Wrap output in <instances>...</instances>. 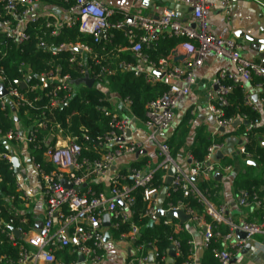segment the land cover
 <instances>
[{"label": "built area", "instance_id": "2783aa9c", "mask_svg": "<svg viewBox=\"0 0 264 264\" xmlns=\"http://www.w3.org/2000/svg\"><path fill=\"white\" fill-rule=\"evenodd\" d=\"M39 1L0 0L2 6V10H0V33L6 40L17 45L30 41L32 34L28 30V26L36 25L39 22L43 23L44 29L49 30V37L56 38L64 29H72L78 25L80 33L94 37L96 42H108L113 37L114 30L123 31L124 27H127L128 44L123 50L132 53L140 65L150 69L151 72L145 73L141 68H135L128 64H123V67L131 69L137 75L144 74L147 81L152 84L160 82L166 84L168 88L161 97L147 104L143 123L148 129V135L144 140H134L133 134L127 138L129 131L133 133V128L137 124L136 118L119 116L108 108H101L102 112L111 118V131L98 136H94V134V138L90 137L94 150L99 155V158L93 160L82 157L84 150L82 145L78 143L77 138L64 136V131L60 126H51L49 123L43 124L37 121L34 123L40 128L48 127L50 140L56 141L55 145L47 142L44 153V157L52 164L53 170L50 173H45L40 165H35L32 158L30 159L41 180V194L46 203V219L40 230H37L36 227L29 231H25L24 227L16 229L25 241V246L21 247L22 258L18 264H27L31 260L35 264H82L80 262L82 258L86 263H98L103 258V252L106 248V228L103 226L106 216L109 217L110 225L114 230H118L124 224H130V231L127 234H122L120 239H129L136 243L140 238V228L132 222L130 205L133 204L134 199L131 192L137 188L143 189L144 201L147 203L143 216L154 218L160 191L151 187V183L158 170H164L168 175L171 166L176 169L171 186L179 188L184 197L198 199L205 207L206 216L217 226L207 224L203 217H198L183 204L169 205L165 211L183 209L186 214L190 215L191 220H194L200 228L204 229L203 245L206 248L212 239H219L226 243L231 240L236 231H241L244 238L236 243L232 251H214L218 264H230L232 259L243 251L248 241L264 233V196L261 197L255 190L241 191L238 195L239 205L245 208L252 206L256 211L261 212V217L259 222L243 220L239 224L234 223L227 215L226 207L212 203L196 185V180L199 178L209 180L221 171L226 173L231 171L230 166H221L220 160L217 158V153L222 152L224 146L213 139L207 149L205 159L197 161L193 157H189L190 168L188 171H184L171 156L169 145L162 141L161 137L173 126L176 107L189 95L190 87L195 83V71L201 68L206 58L212 54L225 58L236 66L234 72L222 70L211 81L212 90L207 97L208 108L214 117L217 129L223 130L225 133L233 129L236 122L246 121V117L240 121L225 118L224 109L229 106V96L235 87L243 89L246 105L254 110L263 109L264 97H261V93L264 92V66L244 58L241 55V47L234 39H223L209 32L207 20L209 14L217 7H221L229 14L228 7L231 0H178L179 3L192 9L195 28L191 24L182 22L177 17L175 10L170 8L165 9L158 18L126 15L125 21L112 23L110 19L115 15V11L104 7L97 0H75L67 18L57 23L48 17H41L36 14L34 5ZM55 1L62 4L69 2L68 0ZM254 1L260 5L264 15V2ZM129 16L133 20L127 24ZM155 34L158 36L154 37ZM161 35L182 39V41L179 47L173 51L171 58L152 63L150 58L143 54V50L153 45L154 41ZM38 46L47 49L53 55H56L58 50H68L72 53L71 62L77 61L76 53L89 54L91 52L89 47L80 44H62L56 48L54 45H49L42 37L38 38ZM179 50L185 55V67L172 64L173 57L178 56ZM19 67L23 73L27 69L24 64H20ZM80 67H83V60L80 61ZM104 72L106 71L104 70ZM157 74L163 77L159 78ZM86 75L89 79L94 80V84L96 82L101 84L100 77H102L103 71L100 75H96L86 69L84 77ZM31 77V73H24L18 86H15L7 81L4 73L0 71L2 92H6L5 95H0L2 109H6L9 105L7 101H10L14 107L21 106L22 103L31 105V102L21 92L22 85H25L24 89L34 91L41 90L48 84H53L55 96L58 92H73L69 75L61 76L60 73L52 77L43 75L41 76L42 86L34 85L32 87L30 86ZM255 78L262 82L253 83ZM248 85H253L252 87L257 92L255 95L249 92ZM55 96L53 93L52 106L64 105L67 96L64 98ZM13 100L16 101L15 104ZM124 102L129 106L128 101ZM247 123L239 153L245 156L247 160L254 162L255 156L247 151L250 142L249 134L254 128L261 125V120ZM85 130L81 128L82 132ZM34 138L32 128L28 131L18 127L17 131L7 135V140H15L17 143L25 141L29 144L34 141ZM148 148H153L162 158L158 167L150 169L143 166L141 168L122 169L121 164L124 157H135L138 152L147 151ZM6 159L10 164L12 163V156L9 152L6 154ZM64 181L69 182L72 185L71 188H66L63 185ZM92 184L104 186V191L93 194L90 187ZM18 191L20 192V199L26 203L27 207L32 196L23 191L19 184ZM90 194L91 196H89ZM119 200L124 205H120ZM26 223V219L23 220L22 226ZM164 225L172 227L175 234L181 230L180 224L171 220H165ZM220 225L228 227L230 232L222 235L217 230ZM1 226L2 223L0 222ZM6 226L12 229L11 226ZM8 237L13 242L16 240L12 232H8ZM171 242L175 255L179 256L180 242L176 239H171ZM28 248L33 249L34 252H30ZM143 249L144 246L136 247L137 255L131 258L127 264H145L148 258L143 256ZM59 251H66L76 259L71 262H59L56 257ZM153 256L156 260L158 257L156 249ZM0 264H3L1 259ZM184 264H195V255L192 253Z\"/></svg>", "mask_w": 264, "mask_h": 264}, {"label": "trees", "instance_id": "16d2710c", "mask_svg": "<svg viewBox=\"0 0 264 264\" xmlns=\"http://www.w3.org/2000/svg\"><path fill=\"white\" fill-rule=\"evenodd\" d=\"M68 1V4H62L52 0V2L70 10L75 4V0ZM0 10H2L1 5ZM125 19L126 15L124 13L116 11L110 21L116 23L125 21ZM28 30L31 32L32 38L21 45L6 40L0 33V71L4 73L7 81L18 86L23 74L31 73L30 86H42L41 76L52 77L60 73L61 76L69 75L71 77L70 83L71 87L73 86V92H58L55 96V86L48 84L46 87H42L41 90L22 89V94L31 102V105L28 106L22 103L21 106L15 107V112L12 111L9 105L6 109H2L0 103V139L2 140L0 141V222L2 223L0 227V259L3 264H18L22 258L23 251L21 247L25 246L23 238H16L14 242L9 239L8 232L10 233L11 229L6 225L14 229L24 227L25 231L35 228V222L28 213L26 203L20 199L17 176L12 169V165L6 159L7 151L3 142L6 140L14 152L17 144L15 140H7V135L17 131L18 127L28 131L32 128L35 138L33 142L28 144L31 158L33 163L40 165L45 173H50L53 170V166L44 157L46 152L45 144L50 142L51 145H55L56 141L50 140L49 128L37 127V125H34L36 121L43 124L49 123L51 126H60L64 131V136L75 137L78 143L82 145L84 149L82 157H88L93 160L99 158V155L95 152L90 137L94 138V136L111 131V118L106 116L101 110L104 107L110 109V102L107 100L109 95L128 101L131 115L137 121L144 122L147 104L161 97L168 88L164 83L152 84L148 82L144 74L137 75L132 70L121 68L120 63L122 60H125V64L135 63L132 55L118 53L121 47H126L128 44L127 36L122 30H114L113 37L108 42H96L94 37L80 33L78 25L72 29H64L56 38L49 37V30L44 29L42 22L33 26L29 25ZM39 37L44 38L49 45H54L56 48H59L62 44H80L89 47L91 52L87 54V60L83 54L76 53L77 61L71 62L72 53L68 50L61 49L57 51L56 55H53L47 49L39 48ZM180 41V39L161 35L154 41L152 46L143 50V54L147 55L152 63H158L161 59L168 58ZM103 54H109L110 56L114 54V64H110L109 60L100 61L99 58ZM82 60L83 67H80V61ZM20 64H24L27 68L24 73L20 71ZM86 69L96 75H100L103 71V75L100 77L102 82L97 84V86L94 84L91 88L82 84L76 90L75 84L84 78ZM261 82L258 78L253 81L255 84ZM105 91H108V93ZM53 93L55 97L58 96L59 98L67 96L64 105L60 107L52 106ZM261 97H264V92L261 93ZM36 98H38L37 101H34ZM13 102L15 104L16 101L13 100ZM229 102V106L224 109L225 118L240 121L243 117H246V121L242 120L243 122L261 120V125L254 128L249 134L250 142L247 151L260 158L257 164L262 170L258 176H253L250 168H247L245 173L241 172L235 177L233 186L238 194L242 190L252 191V189H256L260 195L264 196V190L261 189L264 187V146L260 141V139H264V107L260 110H254L246 105L245 94L240 87L234 88V91L229 96ZM15 119H18L19 122H15ZM187 122L188 118L186 117L181 125V129L185 132L188 131V128H185ZM243 122L237 128H241ZM81 128L86 130L82 132ZM230 134L232 132L226 133L224 136L227 137ZM175 142V138L167 141L171 148L172 157L176 152L174 148ZM209 146L210 140H207V137L199 136L196 145L190 148V154L195 160L203 161ZM220 162L222 165H231L232 163L226 158L220 160ZM144 164V161H135L132 163V167L141 168ZM166 177L167 173L164 170H158L154 175L151 187L162 191L165 187ZM196 185L203 194L208 196L211 202L218 204L219 183L216 180L199 178L196 180ZM90 187L93 194H99L103 191L102 185L92 184ZM131 196L134 199L133 204L130 205L132 222L140 228V238L136 241L135 246H144L143 256L147 258L149 252L155 248L158 257L154 264H169L166 258L172 246L171 239H176L180 242V255L174 258L173 264H184L193 253L189 243L190 236L183 232L175 234L172 227L164 225V219L159 222H153L151 218L144 217L143 214L147 203L144 201L143 189L132 190ZM179 204L191 209L198 217H203L206 223L217 226L206 216L205 207L198 199L184 197L183 192L179 188L172 187L170 184L167 187V196L163 207L168 209L169 205ZM25 219L27 223L22 226V221ZM217 230L222 235L230 232L228 227L224 225L218 226ZM129 231L130 224H124L118 230H113V233L119 239L122 234H127ZM222 246L223 244L218 239H212L206 248L205 259L211 260V264H218L214 251L221 250ZM57 258H63L65 262L75 260V257L68 255L67 252H58Z\"/></svg>", "mask_w": 264, "mask_h": 264}, {"label": "crops", "instance_id": "0c3cea01", "mask_svg": "<svg viewBox=\"0 0 264 264\" xmlns=\"http://www.w3.org/2000/svg\"><path fill=\"white\" fill-rule=\"evenodd\" d=\"M55 1V0H54ZM104 7L111 9L113 11H118L120 13H124L125 15L131 16H142V17H159L165 9L170 8L171 4L168 0H97ZM176 3L175 12L177 13V17L185 23L192 24L193 18L192 13L189 11V7L179 3L178 0H175ZM263 1L264 0H258ZM59 2V1H58ZM36 14L41 17H48L51 21H55L60 23L67 18V14L69 12L68 9L63 7L62 5H58L51 1L40 0L37 4L34 5ZM229 14L227 11L221 9V7H217V9L213 10L208 16V28L209 32L223 39H234L239 46L241 47V55L251 60L254 63L264 66V15L262 9L258 3L254 0H231L230 5L228 7ZM126 34V32H125ZM182 41V39H180ZM178 42L176 47H179ZM241 42V44H240ZM175 47V48H176ZM125 47H121L118 50L119 54H130L134 57L135 63H131L128 65H132L133 67L141 68L145 73H150L151 70L146 67H142L140 63L136 60L135 56L130 53L124 51ZM175 50V49H174ZM173 50V51H174ZM173 51L169 55L168 58L173 54ZM181 50L178 51V56L182 57L185 55L180 53ZM88 53H84V57L87 60ZM114 54H103L100 56L101 60H109L111 63L113 62ZM173 57L172 64L174 66L185 67V59L183 61H176V57ZM125 60H122L120 63L121 68L123 64H125ZM235 64L231 61L222 58L217 55H209L201 68L195 71V83L190 87L189 95L182 100L175 109V121L171 129L161 137L162 141L166 142L172 138H175V155L174 160L184 169V171H188L189 166V157H192L190 154L191 147L196 145L197 139L199 136L207 137V140H210V144L213 141H218L224 146L222 150L223 158L231 161V165H222L223 167L230 166L231 171L220 172L219 174L222 176L221 180L218 181L215 179V176L211 179L216 180L219 183L218 187V204L226 207L227 215L234 221V223L239 224L241 221H249V222H259L261 217V212L256 211L252 206L245 208L241 207L238 202V193L233 186V182L235 177L243 172H246V169L250 168V171L253 176H258L262 168L258 167L257 161L260 159L259 157H255L253 161H249L245 156L239 153V148L243 142V136L245 133L246 125L243 122V126L241 128H234L230 131L221 132L217 129L215 120L211 112L208 108V94L212 90L211 81L214 77L218 75L222 70H227L229 72L235 71ZM131 70V69H128ZM79 82V81H78ZM76 83L75 89L78 90L83 83ZM97 86V82H96ZM253 86V85H252ZM251 85H248L249 92L254 95L257 93ZM3 94L2 86L0 84V95ZM110 94V93H109ZM110 102V110L119 116H126L130 118H134L129 110V106L122 101L120 98L114 95H109L107 98ZM13 105V104H12ZM12 108V107H11ZM13 108H15L13 106ZM13 111V110H12ZM188 118V122L185 128H188L187 132L181 129V125L185 118ZM184 131V132H183ZM231 133L229 136L225 137L226 133ZM133 139L134 140H144L148 135V129L144 125L143 122L137 121L135 128H133ZM263 143V139H260ZM6 142V141H5ZM9 145V144H8ZM20 145V150L18 152L15 150H11L16 156L21 160L22 163V176H18V184L21 186L23 191L29 194L31 197L29 203L27 204L28 213L31 215L33 221L35 222V227L42 225L46 219V203L41 194L42 184L39 178L38 171L35 169L33 163H29L28 161L31 159V153L29 145L25 141L18 142L15 146L18 147ZM170 147V146H169ZM11 148V147H10ZM14 148V149H15ZM171 149V148H170ZM206 157V156H205ZM138 158V159H137ZM219 159V160H222ZM162 158L159 157L158 152H156L153 148H148L147 151H144L141 154V157L135 156L133 159L129 160L127 163L124 161L121 164L123 170L132 167V163L135 161H144V167H148L150 169H154L159 166ZM255 163L256 166L250 164ZM221 163V162H220ZM253 168V169H252ZM255 168V169H254ZM103 191H104V186ZM264 190V187L261 188ZM257 191L256 189H252ZM243 191V190H242ZM249 191V190H248ZM241 191H239L240 193ZM161 193V191H160ZM258 193V192H257ZM258 195H260L258 193ZM159 196V195H158ZM167 196V194H166ZM262 197V195H260ZM166 199V198H165ZM157 205H158V197H157ZM164 205V204H163ZM163 210H167L164 209ZM157 214V207H156ZM155 214V216H156ZM153 222H159L164 219L169 220L167 218H158L154 221V218H151ZM204 220V219H203ZM172 222L179 223L181 226V230L177 233L183 232L190 236V245L192 247L193 254L195 255V264H211V260H206L205 256L207 253L206 247L203 245L204 241V229L200 228L199 225L194 221L190 220L185 224H181V222L177 219L171 220ZM205 221V220H204ZM208 224V223H207ZM112 226L105 229V238L106 234L109 235L106 240V248L103 252V258L98 263L94 264H127V262L135 257L136 247L135 243L130 241L129 239L121 240L120 237L117 239L114 236ZM244 237V234L241 231H236L231 238L230 241L223 243V241L219 240L223 246L221 251H232L234 246L238 241H240ZM117 241V242H115ZM252 248L247 255L241 256L239 261L236 264H264V233L257 235L252 240ZM30 252H34L33 249L28 248ZM157 251V250H156ZM66 252V251H59ZM58 253V252H57ZM155 248H153L148 255L149 257L154 255ZM69 255V254H68ZM57 257V254H56ZM154 257V256H153ZM176 257V255H175ZM174 257V258H175ZM174 258H171L168 254L166 261L169 264H173ZM76 259V258H75ZM59 262H65L63 258H57ZM148 260L145 264H148ZM74 261V260H73ZM70 262V261H69ZM81 262V260H80ZM82 264H91L81 262ZM155 263V260H154ZM153 263V264H154ZM27 264H35L33 260L29 261Z\"/></svg>", "mask_w": 264, "mask_h": 264}, {"label": "water", "instance_id": "95a60500", "mask_svg": "<svg viewBox=\"0 0 264 264\" xmlns=\"http://www.w3.org/2000/svg\"><path fill=\"white\" fill-rule=\"evenodd\" d=\"M168 2L171 4L170 9H174L175 8V5L174 4L176 3V1L175 0H168ZM189 11L192 13V9L191 8H189ZM156 18H158V17H156ZM132 20H133L132 17L129 16L127 18V24H130L132 22ZM191 26L193 28H195V24L194 23H192ZM123 31L127 32L128 31V28L127 27H124ZM156 36H158V34H155L154 35V37H156ZM240 44H241V42H240ZM184 59H185L184 56H182V57L178 56V57H176L175 60L176 61H183ZM157 76L159 78H162L163 77L162 75H158V74H157ZM78 83H83L88 88H91L94 85V80L89 79V77L86 75ZM21 88L24 89L25 88V85H22ZM5 94H6V92L4 91L2 95H5ZM7 102L9 103V106L12 107L13 112H15V108H13L12 103L10 101H7ZM15 122H19V120L18 119H15ZM244 124L245 125H248L247 122H245ZM239 125H240V122H236L234 124V128H237ZM220 131L223 132V130H220ZM131 135H132V131H129L128 134H127V138H130ZM163 136H164V134H163ZM0 141H2V140L0 139ZM3 145L5 146L6 151L9 152L11 154V156H12V163H11V165H12V169H13L15 175L16 176H22L23 173H22V163H21V160L15 154H13V152L11 151V148L8 145L7 142L4 141L3 142ZM143 153H144V151H140V152L137 153V156H139V155H141ZM217 158L218 159H222L223 158V154L221 152H218L217 153ZM28 162L29 163H32L31 160H29ZM250 164L256 166L255 163H252L251 162ZM175 173H176L175 167L174 166H171L169 168L168 175H167V177L165 179V187L163 188V190L161 191V193L158 196L157 214H156V216L153 219L154 221H156L158 218H167L169 220L177 219V220H179L181 222V224H185V223L189 222L192 219V217L190 215L186 214L183 209H180L178 211H168V212H166V211L163 210V204L165 202V198H166V194H167V187L171 184L172 179H173V176L175 175ZM221 178H222V176L219 173H217L215 175V179L216 180L220 181ZM193 181H195V179H193ZM63 185L66 188H71V186H72L67 181H64L63 182ZM118 203L120 205H124V203L122 201H120V200L118 201ZM103 226L105 228H109L110 227V220H109V217L108 216H106L104 218ZM41 228H42V225L38 226L36 229L37 230H40ZM11 232L15 235L16 238H23L21 236V234L16 229L12 228L11 229ZM108 237H109V235L106 234V240L108 239ZM251 248H252V241H248V243H247L246 247L243 249V251L239 255H237L234 259H232V261L230 262V264H236L239 261V259L241 258V256L247 255L250 252ZM169 256L171 258H174L175 257V250L173 249L172 246L170 248ZM81 262H83V258L81 259ZM153 263H154V258L151 255L149 257L148 264H153Z\"/></svg>", "mask_w": 264, "mask_h": 264}, {"label": "rangeland", "instance_id": "374dc122", "mask_svg": "<svg viewBox=\"0 0 264 264\" xmlns=\"http://www.w3.org/2000/svg\"><path fill=\"white\" fill-rule=\"evenodd\" d=\"M105 92L108 93V91H105ZM15 150L18 152V150H20V145L18 147H16ZM133 158H134V156H126L123 158V161H124V163H127L129 160H131ZM115 242H117V241H115Z\"/></svg>", "mask_w": 264, "mask_h": 264}, {"label": "bare ground", "instance_id": "6f19581e", "mask_svg": "<svg viewBox=\"0 0 264 264\" xmlns=\"http://www.w3.org/2000/svg\"><path fill=\"white\" fill-rule=\"evenodd\" d=\"M125 32V31H124Z\"/></svg>", "mask_w": 264, "mask_h": 264}]
</instances>
